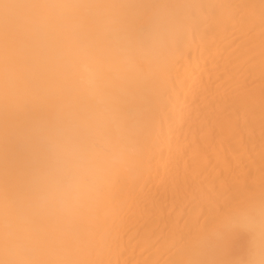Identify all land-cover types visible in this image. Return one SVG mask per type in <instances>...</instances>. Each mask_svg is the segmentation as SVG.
<instances>
[{
	"label": "bare ground",
	"instance_id": "obj_1",
	"mask_svg": "<svg viewBox=\"0 0 264 264\" xmlns=\"http://www.w3.org/2000/svg\"><path fill=\"white\" fill-rule=\"evenodd\" d=\"M0 264H264V0H0Z\"/></svg>",
	"mask_w": 264,
	"mask_h": 264
},
{
	"label": "clouds",
	"instance_id": "obj_2",
	"mask_svg": "<svg viewBox=\"0 0 264 264\" xmlns=\"http://www.w3.org/2000/svg\"><path fill=\"white\" fill-rule=\"evenodd\" d=\"M81 187L79 175L74 169L69 167L67 170L63 183L58 185L55 190V195L58 197H70L75 195Z\"/></svg>",
	"mask_w": 264,
	"mask_h": 264
}]
</instances>
